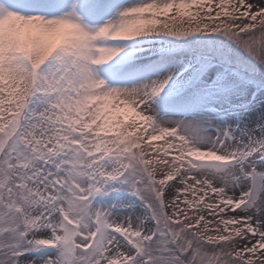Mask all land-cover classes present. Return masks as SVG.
Returning a JSON list of instances; mask_svg holds the SVG:
<instances>
[{
	"label": "snow or ice",
	"instance_id": "1",
	"mask_svg": "<svg viewBox=\"0 0 264 264\" xmlns=\"http://www.w3.org/2000/svg\"><path fill=\"white\" fill-rule=\"evenodd\" d=\"M0 264H264V0L0 3Z\"/></svg>",
	"mask_w": 264,
	"mask_h": 264
},
{
	"label": "bare ground",
	"instance_id": "2",
	"mask_svg": "<svg viewBox=\"0 0 264 264\" xmlns=\"http://www.w3.org/2000/svg\"><path fill=\"white\" fill-rule=\"evenodd\" d=\"M7 0H0V3H6ZM9 7H11V5H9Z\"/></svg>",
	"mask_w": 264,
	"mask_h": 264
},
{
	"label": "rangeland",
	"instance_id": "3",
	"mask_svg": "<svg viewBox=\"0 0 264 264\" xmlns=\"http://www.w3.org/2000/svg\"><path fill=\"white\" fill-rule=\"evenodd\" d=\"M101 76L103 77V73H101Z\"/></svg>",
	"mask_w": 264,
	"mask_h": 264
}]
</instances>
